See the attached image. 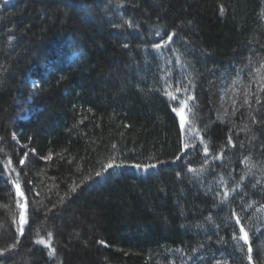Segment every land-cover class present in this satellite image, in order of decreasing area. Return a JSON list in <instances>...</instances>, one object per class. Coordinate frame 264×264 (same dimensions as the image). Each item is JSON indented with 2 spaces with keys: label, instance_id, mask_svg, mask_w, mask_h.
<instances>
[{
  "label": "trees",
  "instance_id": "trees-1",
  "mask_svg": "<svg viewBox=\"0 0 264 264\" xmlns=\"http://www.w3.org/2000/svg\"><path fill=\"white\" fill-rule=\"evenodd\" d=\"M262 65L264 0H0V264H264Z\"/></svg>",
  "mask_w": 264,
  "mask_h": 264
},
{
  "label": "snow or ice",
  "instance_id": "snow-or-ice-1",
  "mask_svg": "<svg viewBox=\"0 0 264 264\" xmlns=\"http://www.w3.org/2000/svg\"><path fill=\"white\" fill-rule=\"evenodd\" d=\"M156 35H160L159 32L156 33ZM175 34L172 33V34H167V39H164V37H161V41L162 43H155L153 44V47L154 48H157V49H160L161 47H165L167 45H169L172 41H173V36ZM262 67H264V65H262ZM177 92L181 91V88L178 87L176 89ZM166 95H168L170 97L171 100L175 101L177 100V96H175L172 92H166ZM189 99H191V97H189ZM247 103V100L245 101ZM186 101L185 100H180L179 101V104H180V107H173L172 108V111L180 118V125H181V128L183 129L184 125H185V114H184V108L186 107ZM183 147L185 149H187L189 147V145L187 143H185L183 145ZM204 153L205 155L207 156L208 154V148L207 146H205L204 148ZM27 155V154H26ZM180 157H177V159H179ZM247 160V158H245ZM9 164H11V161L9 160L8 161ZM21 165L24 164V160H20L19 162ZM120 165H117V164H114V162L112 160H110L108 162V164L105 166V169H108V168H113V167H119ZM132 167L136 168V169H143L144 171H147L148 169L150 168H155L157 165L155 164H141V163H136V164H133L131 165ZM188 171H194L191 167H189ZM101 173H96V175H100ZM13 183H16L15 181H13ZM16 190H17V195L20 197V198H24V193L20 190V185L19 184H16ZM225 195H227V193H225ZM250 206V205H249ZM262 208H264V205L261 206ZM17 208L20 209V212H19V217H20V220H19V223H20V228H19V231L21 233H23L24 231V228H23V225L28 223V220L26 218V213H27V202L25 201L24 203H21L20 200H17ZM232 215L235 217V223L236 225L239 226V233L240 235L237 237L235 234L233 235V239L235 240H242L244 245H248L247 247V252H248V260L251 262L252 261V246L251 244L249 243V236H248V232L246 231L245 229V226L241 223V217L239 215H237L235 212L232 213ZM48 237L49 239L52 237V233L49 232L48 234ZM37 243H45V241L43 240V238H41L40 240L37 241ZM100 243H103V241H100ZM46 246L50 247L51 248V244L48 243ZM12 247H15V245H12ZM52 252H55V249L52 248L51 249ZM4 251H8V249H4ZM195 251V249L193 250Z\"/></svg>",
  "mask_w": 264,
  "mask_h": 264
},
{
  "label": "rangeland",
  "instance_id": "rangeland-1",
  "mask_svg": "<svg viewBox=\"0 0 264 264\" xmlns=\"http://www.w3.org/2000/svg\"><path fill=\"white\" fill-rule=\"evenodd\" d=\"M75 57H76V55H73V56H72V59H74ZM184 114H185V112H184ZM15 192H16L17 199L20 200L21 203H23V198H20V197L17 195V190H16V188H15Z\"/></svg>",
  "mask_w": 264,
  "mask_h": 264
}]
</instances>
